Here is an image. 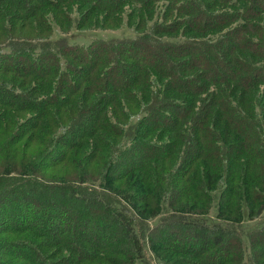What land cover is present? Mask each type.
Masks as SVG:
<instances>
[{
    "label": "trees",
    "instance_id": "1",
    "mask_svg": "<svg viewBox=\"0 0 264 264\" xmlns=\"http://www.w3.org/2000/svg\"><path fill=\"white\" fill-rule=\"evenodd\" d=\"M263 218L264 0H0V264H264Z\"/></svg>",
    "mask_w": 264,
    "mask_h": 264
},
{
    "label": "rangeland",
    "instance_id": "2",
    "mask_svg": "<svg viewBox=\"0 0 264 264\" xmlns=\"http://www.w3.org/2000/svg\"><path fill=\"white\" fill-rule=\"evenodd\" d=\"M55 39L60 37V30L58 27L55 28ZM69 40L71 43H88L95 38H103V39H114V38H134L136 33L133 29L129 27H125L123 29L117 30H96L93 32H81L77 30H73L69 35ZM264 221V218L262 219ZM151 264H156L153 257H151Z\"/></svg>",
    "mask_w": 264,
    "mask_h": 264
}]
</instances>
